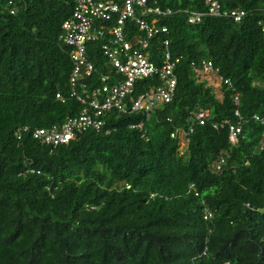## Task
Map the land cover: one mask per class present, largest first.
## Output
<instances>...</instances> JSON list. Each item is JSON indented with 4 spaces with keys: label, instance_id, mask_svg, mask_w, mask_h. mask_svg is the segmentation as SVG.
<instances>
[{
    "label": "trees",
    "instance_id": "1",
    "mask_svg": "<svg viewBox=\"0 0 264 264\" xmlns=\"http://www.w3.org/2000/svg\"><path fill=\"white\" fill-rule=\"evenodd\" d=\"M77 1L0 0V264H264V125L253 119L264 118V0H216L246 11L241 23L153 19L168 34L153 38L152 61L162 65L164 40L181 59L172 102L149 119L112 112L102 131L53 149L33 132L83 111L70 97V48L59 41ZM149 2L207 11L206 0ZM87 52V83L99 86L114 70L100 44ZM202 61L232 83L221 85L222 99L193 70ZM159 85L139 82L134 98ZM201 111L210 113L204 126ZM226 120L242 124L235 147L226 127L214 128ZM178 131L186 144L172 138Z\"/></svg>",
    "mask_w": 264,
    "mask_h": 264
},
{
    "label": "built area",
    "instance_id": "2",
    "mask_svg": "<svg viewBox=\"0 0 264 264\" xmlns=\"http://www.w3.org/2000/svg\"><path fill=\"white\" fill-rule=\"evenodd\" d=\"M206 6L207 11L201 13L164 10L150 5L149 0H78L71 18L63 24L59 41L70 48L74 64L69 83L70 97L80 102L83 111L77 117L68 118L61 127L35 130L33 139L55 149L68 145L78 133L102 131L106 126L105 118L112 112L140 113L149 119L156 107L171 103L177 89L176 69L181 59L173 58L170 41L164 40L162 65L158 66L152 61L153 38L168 34V28H159L152 21L184 14L192 25L200 24L207 17L241 23L248 15L242 10H224L216 0H206ZM260 25L264 34V20ZM133 27L141 35H134ZM93 43L100 44L101 53L114 70L113 74L97 79L99 86L87 83L95 71L87 52V47ZM191 66L199 77L213 76L221 85L232 88V83L220 76L212 62L202 61L199 65L192 63ZM155 77L159 78L161 85L152 86L134 98L136 85ZM91 86L94 88L89 89ZM57 98L63 101L62 95H57ZM234 102L239 106L238 95ZM235 115L240 118L239 111ZM209 117V111H201L196 115V121L204 126ZM253 119L264 125V118L254 116ZM225 127L230 145L237 146L243 132L242 124L228 120L214 124L216 130ZM131 128L143 129L144 123ZM176 137H180L183 144L187 143L183 131L172 135V138ZM261 145L264 146V142ZM225 163V158H222L216 165L217 171H221ZM207 217L211 218L212 215L207 212Z\"/></svg>",
    "mask_w": 264,
    "mask_h": 264
},
{
    "label": "rangeland",
    "instance_id": "3",
    "mask_svg": "<svg viewBox=\"0 0 264 264\" xmlns=\"http://www.w3.org/2000/svg\"><path fill=\"white\" fill-rule=\"evenodd\" d=\"M199 81L207 82L208 86L214 87L215 93L217 94L218 98L222 99V91H221V84L219 81L213 76H201L199 77ZM264 87V82H263Z\"/></svg>",
    "mask_w": 264,
    "mask_h": 264
}]
</instances>
